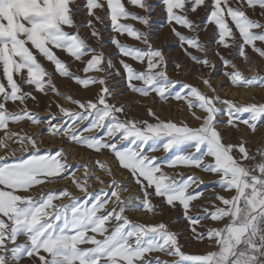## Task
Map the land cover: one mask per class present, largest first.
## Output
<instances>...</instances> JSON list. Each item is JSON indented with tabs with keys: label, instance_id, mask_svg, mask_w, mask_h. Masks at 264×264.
I'll list each match as a JSON object with an SVG mask.
<instances>
[{
	"label": "snow or ice",
	"instance_id": "1",
	"mask_svg": "<svg viewBox=\"0 0 264 264\" xmlns=\"http://www.w3.org/2000/svg\"><path fill=\"white\" fill-rule=\"evenodd\" d=\"M160 3L180 48L195 65L215 68L209 58L210 50L199 39L207 24L215 26L218 49H230L243 62L249 61L247 48L264 58V22L248 14L249 9L253 13L259 9V15L264 17V0H160ZM128 5L145 14L129 11ZM154 10L148 0H83L82 3L78 0H0V70L6 80V84L0 81V131L4 132L0 136V148L13 154L31 150V154L13 163L0 164V264H22L25 257L38 258L40 264H170L153 253L178 257L171 264H264V149L252 153L243 138L236 144L225 143L219 130L224 125L238 131L243 124L254 133L258 125L264 124V103L242 105L224 100L204 76L200 82L213 95L188 83L176 90L180 82L169 77L162 51L153 47L148 34L122 22L130 19L151 27ZM198 10L207 13L204 28L190 18ZM82 12L88 19L80 23L77 16ZM106 21L111 22L113 33L126 34L146 46L144 49L132 47L122 43L117 35L109 37L121 56L122 71L115 68L103 51V33L97 24L104 25ZM82 28L89 30L87 37L82 35ZM179 28L192 35H186ZM89 39H94L99 47H93ZM53 49L63 52L70 60H62ZM189 49L203 55H194ZM218 49L215 55L233 86L264 87V77H246L235 60L222 55ZM38 56L50 62L53 71L47 70ZM124 58L141 67H134ZM75 61L84 65L83 73L102 75L82 77L71 70ZM174 67L177 72L185 69L179 62ZM57 75L84 89L96 84L101 87L95 100L81 101L60 91L55 81ZM116 76H122L127 88L141 96L154 93L160 101H183L199 124L192 127L183 121L163 120L151 108L148 114L154 122L128 119L123 105L109 103L114 91L109 87V79ZM25 86H31V90L25 91ZM34 92L65 99L79 111L55 101L62 119L53 123L57 118L49 113V119L44 121L27 107L28 100H37ZM10 102L13 105L18 102L22 107L19 111H9ZM221 104L226 109L218 107ZM245 113L248 119H242ZM121 115L125 118L121 119ZM222 115L227 119L222 121ZM22 121L46 123L50 135L62 136L96 153L107 150L118 167L133 178L142 196L122 198L127 186L115 178L106 185L107 190L89 192L92 180L104 181L87 164L79 166L83 169L82 176L69 173L71 166L66 163L68 157L63 148L55 154H40V133L30 135L23 130H8L9 123ZM92 132L96 134L85 135ZM6 140L18 144L19 148L12 149ZM149 142L152 146L146 151ZM161 149L165 153L173 150L180 153L168 167H188L213 174L218 177L215 183L231 195L216 193L214 200L218 203L201 206L203 216H193L191 213L197 208L193 202L203 197V192L196 191L193 185L199 187L203 181L197 176L185 178L180 173H165L157 163L158 158L148 154ZM0 160L6 158L0 157ZM95 165L113 176L112 169L103 161L97 160ZM58 180H69L84 194V199L74 197L67 188L31 194L36 186ZM152 197L163 198V203L173 209L181 208L194 237L208 240L216 250L200 255L186 254L181 250L177 233L163 222L136 223L126 215L133 207L136 211L156 213ZM62 198L69 199L70 203L54 204ZM134 200H140V204L134 205ZM202 219L219 222L222 227L199 232L196 226L204 227ZM20 237L25 238L23 242H18Z\"/></svg>",
	"mask_w": 264,
	"mask_h": 264
},
{
	"label": "rangeland",
	"instance_id": "2",
	"mask_svg": "<svg viewBox=\"0 0 264 264\" xmlns=\"http://www.w3.org/2000/svg\"><path fill=\"white\" fill-rule=\"evenodd\" d=\"M78 2L82 3L83 0H78ZM148 2L151 3L155 9L152 13V18L150 21L151 27L144 26V25L140 24L138 21H133L130 19L122 21V22L123 23H130L135 28L140 29L141 31L148 34L149 38H150V42L152 43L153 47L160 49L162 51V53L165 57V60L167 62L169 77L173 80L180 82L179 84H177L176 90H179L181 84L188 83V84H192L194 86H197L200 89L202 87V88H204L203 89V91H204V90L208 89L207 86L203 85L200 82V77L204 76V77L210 79L213 87H215V88L219 87L220 89L227 88L229 91L231 90L232 92L235 93V99H230V97L227 95L223 96V95L219 94V96L224 100L234 101V102H236L238 104H242V105L248 104V103H264V87H259V86L236 87V86H233L229 82V80L224 76V72L226 71V69H225L224 65L222 64V62L215 55V51L218 49V45L216 43L218 37L216 34L215 26L213 24H207L206 30H203L199 33V39L210 50L209 51V58L212 60L213 64L215 65V68H201L200 66L195 65L188 58V56L185 55L184 51L180 48V46L177 42V38L173 35V33L171 31V25L167 24L166 13L161 11L162 6L160 3V0H148ZM128 10L138 12L141 15L145 14L142 10H140L138 8H134L130 5H128ZM99 14L102 16L105 15L104 12H99ZM248 14L251 18L258 19V20H261V22H264V17H261L259 15V9H257L255 13H253L252 10L249 9ZM206 15H207L206 12H204L202 10H198V12L195 14H192V16L190 18L193 19L194 21H196L197 23H199L201 25V28H204L205 27V21H206ZM87 19L88 18L86 16H84L83 12L79 16H77V22H80V23L85 22ZM110 23H111L110 21H106L104 25L97 24V28L101 29V31L103 33V43H104L103 51L105 52L106 57L112 59L113 63L115 64L116 69H121V65L119 63L121 56L119 55L116 47L110 43L109 37L111 35H117V38L122 43L128 44L129 46H132V47L144 49L146 46L143 45L141 42L136 41L135 39L128 37L126 34L123 36H120L116 33H113L111 31ZM66 30L71 31L70 29H66ZM178 30H180L181 32H184L186 35H192V33L188 32L187 30H185L183 28H179ZM81 33H82V35L87 37L89 35V30L87 28H82ZM238 35L239 34L237 33V37H238ZM88 42L93 47H99L98 43L94 39H89ZM257 43L259 44V42H257ZM218 50L222 55L226 56L227 58L234 59L235 63L239 67V70L246 77H252V76L264 77V58H261L256 53L252 52L251 48L246 49V51L248 52V55H249V61L248 62H243L242 58L234 57V55L231 54L230 49H225L223 47H219ZM33 51L35 52L34 49H33ZM53 51H55L56 54L62 60L66 61V62L70 60V57L65 55L63 52L56 50V49H53ZM189 51H192L194 55H203L202 53L196 52L193 49H189ZM37 58L47 70L53 71V65L50 62H47L46 60H44L42 57H39V56ZM85 59H87V57H85ZM124 59H126L128 63L132 64L136 68L141 67V65H139L137 62L131 60L130 58H124ZM176 62H179L183 66H185V69L183 71L177 72L175 70V67H174ZM83 67H84V65L78 61L72 62V64H71V70L73 72H76L77 74L81 75L82 77H84L86 75H93V76L102 75V73H96V72H89V73L85 74L82 71ZM121 71H122V69H121ZM17 80L19 82V77H17ZM217 80L220 82L216 84ZM0 81H3L6 84V80H3L2 70H0ZM55 81H56L58 87L60 88L61 92L65 93L66 95H71L75 99H79L81 101L95 100L96 94L99 92V89L101 87L99 84H96V85L90 86L88 89H84L82 86L77 85L73 81H70L67 78H62L58 75L55 76ZM136 83L139 84V82H136ZM109 87H111L113 89H118L122 96H128V95L133 96L137 100V103H139L141 105H143L144 102H146L147 100L149 101V99L150 100L152 99V101L155 103V106H161L162 110H169L170 109V111H173L175 109H183V108L188 109L187 105L183 101H176L174 99H170V100L164 102V101H160L159 97L156 96L154 93L150 94V96H148V97H144V96H141L137 93H134L127 88L126 82L124 81L122 76H116V77L110 78L109 79ZM29 90H31V86H25V91H29ZM71 91H73L74 93ZM33 94L37 97V100L36 101L28 100L27 101V107L33 113L37 114L44 121H47L49 119V113L55 114V116L57 118L56 121H53V123H57L62 119V114L59 112V109L56 107L55 101H58V103L61 104L60 101L63 100L64 103H62L61 105H63L66 108H70V109L79 111V109L76 105H73L69 101L62 99V98H58L52 94H50L48 96H45L39 92H34ZM72 94H74V95H72ZM75 95L76 96L81 95V96L79 98V97H76ZM47 102H51V103L53 102V103L51 105L52 107H48V109L50 111H47L45 113V108H46ZM109 103H113L112 97L109 99ZM165 106H167V107H165ZM7 107L9 109V111H19L20 107H22V106H18V102H17V105H13L10 102L7 105ZM173 107H176V108H173ZM166 108H168V109H166ZM222 108L226 109V106L223 105ZM123 117H124V115H121V119H123ZM221 118H222V121H223V119L224 120L227 119V117L223 116V115L221 116ZM248 118L249 117H248L247 113L242 115V119H248ZM85 123H87V122H85ZM35 126H36V129H35ZM8 130H10L11 132H21V130H23V132H26L30 135H32L33 130H35L36 131L35 133H41L40 137L41 136H47V137L51 136V138H60L61 137V138H63V141H66L67 144L70 143L62 136H56L55 137V136L50 135L47 131V124L46 123H42L39 125L31 124L27 121H22L18 124L9 123ZM29 130H30V132H29ZM240 132H244V134H246L248 132L247 133L248 135L245 136L246 137L245 140L248 141V143L246 145L247 147L250 144L261 143L264 140V137L262 139H259L260 138L259 134H255V136L250 137L249 134L250 133L252 134V131L249 130L243 124H240L238 131L236 129L231 128V127L225 128V126H224V129L221 131V134L223 136L225 143L236 144V143L240 142V139H239ZM94 134H96V133L95 132L85 133V135H94ZM3 135H4V132L0 131V136H3ZM6 143L8 145H10V147L12 149H18L19 148V145L14 144L11 140H6ZM41 143H40L41 145L39 144L40 154H46L49 152L52 154H55V152L58 149L63 148V144H60L61 146L59 145V147L58 146L50 147L46 143V141H43ZM71 144H74V143H71ZM46 145H48V146H46ZM74 145L76 146V144H74ZM151 146H152L151 142H149V145L147 146L146 151ZM76 148L81 152L91 154L95 157L97 156L96 160H99V161L104 162L105 157H112L113 158V156L107 150H104L103 154H99V153H96V152L89 150V149L82 147V146L77 145ZM1 151L3 153H0V157H5L6 160H0V164H2L4 162L13 163L17 160V158L26 157L27 155L31 154V150H29L28 153H22L20 151H15L14 154L11 151H7L3 148L1 149ZM148 154L149 155H155L158 158L157 163L161 164L162 170L169 175H173L174 173H180L185 178L191 175V176H197L200 178V180L203 181V183L199 184V187H196V185H193V187L196 189V191L203 192V197L201 199L193 202L197 205V208L194 209L191 213L193 216H197V215L203 216V211H202L201 206H208V205H211L212 203H218V201L214 200V195L216 193H218L220 195H224V196H230L231 195V193L221 190V188L215 183L217 181L218 177L213 175V174L205 173V172L200 171L198 169L188 168V167H177L175 169L168 167L169 162L172 159H174L176 155L180 154L176 150L165 153L161 149V150H158L156 152L149 151ZM65 155L67 156V154H65ZM101 157H103V158H101ZM207 159H210V158H207ZM63 162L64 161H62V163ZM67 162L68 161H66V163ZM80 164L83 165L82 162L69 163L68 165L71 166L68 169L69 173H75L76 172L75 173L76 176H78V177L82 176V175H77V173L79 171H83L82 168H79ZM92 168L97 173H100V172L105 173L104 171L99 170L95 165L92 166ZM112 178H115V176L114 175L110 176V179L108 180V182L104 181L105 183H100L97 180H92L90 182V187L88 189L89 192L95 194V193H98L101 189L107 190L106 185L108 183H110ZM130 180L132 182L133 178L131 177ZM117 181H119V180H117ZM120 183L125 185V183H122V182H120ZM71 184L73 185V188H76V186L73 183H71L69 180H58V181H55L53 183H45L41 186H36L33 189L34 191L32 190L33 193H31V194L37 195L41 191H49V190L59 191V190H62L64 188H67V190L68 191L70 190L69 192H71L74 197H77V198L83 200L84 194L82 192L77 194L76 192H74L68 188V186ZM132 184L135 185V187H136L135 192L139 195L127 193V196L133 195V196L141 197L142 194H141L138 186L133 182H132ZM35 189H36V191H35ZM151 199H152V202L157 206V211H156V213H149V212L145 211V213L152 214L154 217H156V220H157L156 223L163 222L164 224H166L168 226V228L171 231L177 233L178 241H179V244L181 246V250L184 253L190 254V255H200V254H206V253L212 251V250L209 251V248L212 249L214 247L210 246L208 240L200 241L194 237V235L191 231L192 226L189 225V223L184 219L183 211L181 208H179V207H177L175 209L171 208L170 206L163 203V198H161V197H152ZM138 201L140 202V200H138ZM69 203H70V200L67 198H62V199L54 201V204L57 206L62 205V204H69ZM127 216L129 217V215H127ZM201 224L204 227H201L199 225L196 226L197 231H199V232H205L207 230V228L222 227V224H220L219 222H214L210 219H202ZM88 234L92 235L91 233H88ZM24 239H25L24 237H20V238H18V242H23ZM90 246L91 245H82L81 247H90ZM41 254L47 256L46 253H41ZM152 255L153 256H160L161 259L168 260L170 262V264L172 261L178 259V257H169V256L164 255L163 253H153ZM22 264H40V261L38 258H27V257H25V259L22 261Z\"/></svg>",
	"mask_w": 264,
	"mask_h": 264
},
{
	"label": "bare ground",
	"instance_id": "3",
	"mask_svg": "<svg viewBox=\"0 0 264 264\" xmlns=\"http://www.w3.org/2000/svg\"><path fill=\"white\" fill-rule=\"evenodd\" d=\"M219 82L220 81L217 80L216 84L219 83ZM201 89L203 91L204 88L201 87ZM216 89H217V93L216 94H218V95L220 94V95H223V96L227 95V96L230 97V99H235V93L232 92L231 90L229 91L227 88L220 89L219 87H217ZM71 92H73V91H71ZM204 92H206L208 95H213V93L211 91H209L208 89L204 90ZM72 95H74V94H72ZM80 96L81 95H77L76 97L80 98ZM112 101L117 106L118 105L119 106L123 105V107L126 110V116H127L128 119L147 120L149 122H154L153 117H151L148 114V109L151 108V109H153L155 111L156 115L159 116L163 120H169L170 119V120H172L174 122L183 121L184 123H186V124H188V125H190L192 127H196L199 124V121H196L192 117V115L190 114L188 109H185V108H183V109H175L173 111H170V109L169 110H162L161 106H155V103L152 101V99L151 100L149 99V101L147 100L146 102H144V104L142 103L143 105H141V104L137 103V100L133 96H130V95L122 96L118 89H114L113 96H112ZM52 103L51 102H47V105H46V108H45V113L47 111H50L48 109V107H52L51 106ZM60 103L62 104V103H64V101L61 100ZM165 107H167V106H165ZM218 107L222 108L223 104L218 105ZM173 108H176V107H173ZM166 109H168V108H166ZM197 114L199 115L201 113L199 111H197ZM124 118H125V116L123 117V119ZM220 119L222 120L221 117H220ZM35 129H36V126H35ZM223 129H224V126L221 125L219 130L222 131ZM29 132H30V130H29ZM35 132L36 131L33 130L32 134H36ZM247 133L244 134V132H240L239 139L241 140V138H243L245 140L246 139L245 136L248 135ZM255 134H259L260 135L259 139H262L264 137V124L258 125L257 130L254 133L252 132V134L250 133L249 135H250V137H253V136H255ZM39 139L42 142L46 141V143L50 147H54V146H58L59 147L60 144H63V149H65V154H67V157H68L67 158V161H68L67 163L68 164L72 163V162H77V163L78 162H82L83 164H87L92 169L93 174L96 175V176H99L101 178V180H103L105 182H108V180L110 179V176L107 173H101V172L97 173L92 168V166L95 165V161H97L96 160L97 156L95 157V156H93L91 154H87V153L79 151L76 148L77 145L75 146L74 144H71V143L67 144L66 141H63V138H61V137L60 138H51V136L50 137L41 136V137H39ZM48 145H46V146H48ZM1 149L2 148H0V153H3L1 151ZM101 158H103V157H101ZM104 162H105V164L108 167H110L112 169V172H113V175L115 176V178L117 180H119L120 182L125 183V185L127 186L128 190L126 192L122 193V198L127 199L129 196H131V195L127 196V193H131V194L136 195L137 194L135 192L136 191L135 190L136 187H135L134 184H132V182L130 180L131 176L129 175V173L126 170H123L120 167H118L116 160L114 158H112V157H105V161ZM80 165H82V164H80ZM77 175H83V171H79L77 173ZM68 188L71 189L72 191L76 192L77 194L81 192L77 188H73L72 184L69 185ZM33 191H32V193H33ZM35 191H36V189H35ZM137 195H139V194H137ZM135 197H137V196H135ZM133 204L134 205H138V204H140V202L138 200H134ZM126 214L129 215L130 219L132 221L136 222V223L155 224L157 222L156 217H154L152 214L145 213V211H136L135 207L130 208L129 211ZM211 250L215 251L216 249L215 248H212V249L209 248V251H211Z\"/></svg>",
	"mask_w": 264,
	"mask_h": 264
},
{
	"label": "built area",
	"instance_id": "4",
	"mask_svg": "<svg viewBox=\"0 0 264 264\" xmlns=\"http://www.w3.org/2000/svg\"><path fill=\"white\" fill-rule=\"evenodd\" d=\"M248 148L252 153H255L257 149H264V141L257 144H250Z\"/></svg>",
	"mask_w": 264,
	"mask_h": 264
}]
</instances>
